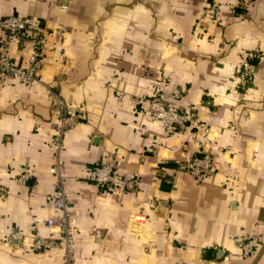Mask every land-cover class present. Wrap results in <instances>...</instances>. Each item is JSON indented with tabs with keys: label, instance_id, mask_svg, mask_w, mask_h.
<instances>
[{
	"label": "crops",
	"instance_id": "0c3cea01",
	"mask_svg": "<svg viewBox=\"0 0 264 264\" xmlns=\"http://www.w3.org/2000/svg\"><path fill=\"white\" fill-rule=\"evenodd\" d=\"M11 16L37 19L43 53L34 80L0 78V264L67 263L64 247H34L62 239L45 224L60 186L71 264H264V0H0ZM33 47L13 42L14 62ZM159 97L198 123L166 133ZM57 100L79 112L73 128ZM197 155L212 174L178 170ZM104 165L118 185L89 181Z\"/></svg>",
	"mask_w": 264,
	"mask_h": 264
},
{
	"label": "built area",
	"instance_id": "2783aa9c",
	"mask_svg": "<svg viewBox=\"0 0 264 264\" xmlns=\"http://www.w3.org/2000/svg\"><path fill=\"white\" fill-rule=\"evenodd\" d=\"M256 0H240L241 6L246 8ZM31 43L34 47L28 66H18L11 57L10 46L13 42ZM43 40L39 31V22L34 17L11 16L0 20V78L6 76L18 80H34L36 72L42 59ZM257 65L252 62H244L240 72V88L247 89L253 82ZM60 108L61 121L63 129L73 128L80 119L79 112L68 109L63 102L57 100ZM150 116L160 121L168 134L184 132L191 124H197L198 118L193 114L181 112L178 108L166 105L164 100L159 97L152 101V112ZM180 172L188 173L194 177H202L213 173V165L210 156L197 155L179 165ZM53 172L60 173L59 167L54 168ZM28 176H21V181L25 183ZM89 181L100 186L118 185V173L112 165L95 166L89 171ZM127 184L132 188L134 180L129 179ZM55 207L62 212L58 219H48L46 226L58 228L62 232V239L56 242L52 239H45L39 233H36L34 247L38 250L48 248L64 247L67 252V263H70V256L73 251V239L71 237V226L68 216V202L66 193L62 186L58 188L54 197ZM19 235H14L13 239H19ZM238 247L246 256L255 253V242L240 240Z\"/></svg>",
	"mask_w": 264,
	"mask_h": 264
}]
</instances>
